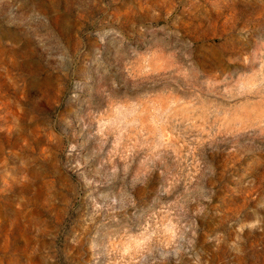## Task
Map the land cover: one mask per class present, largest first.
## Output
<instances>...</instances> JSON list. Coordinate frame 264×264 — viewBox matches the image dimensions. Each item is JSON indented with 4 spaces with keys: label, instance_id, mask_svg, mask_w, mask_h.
Here are the masks:
<instances>
[{
    "label": "rangeland",
    "instance_id": "obj_1",
    "mask_svg": "<svg viewBox=\"0 0 264 264\" xmlns=\"http://www.w3.org/2000/svg\"><path fill=\"white\" fill-rule=\"evenodd\" d=\"M0 264H264V0H0Z\"/></svg>",
    "mask_w": 264,
    "mask_h": 264
}]
</instances>
